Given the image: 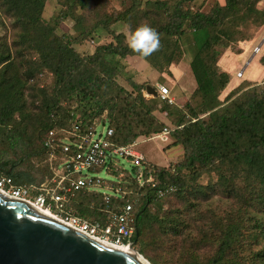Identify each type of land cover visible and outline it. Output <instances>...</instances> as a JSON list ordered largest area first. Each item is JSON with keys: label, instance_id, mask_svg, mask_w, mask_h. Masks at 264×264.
<instances>
[{"label": "trees", "instance_id": "trees-1", "mask_svg": "<svg viewBox=\"0 0 264 264\" xmlns=\"http://www.w3.org/2000/svg\"><path fill=\"white\" fill-rule=\"evenodd\" d=\"M45 1L0 0V22L2 14L10 18L14 31L12 44L0 38V146L4 152L24 151V146L31 143L25 140V134L32 122L37 124L38 145L35 152H24L19 162L40 155L46 168L51 151L57 157L56 162L64 156L62 147L46 144L49 131L59 141L68 136L64 130L73 129L74 125H79L80 132H84L99 123L112 129L110 140L130 144L139 137L146 139L167 128L166 147L181 145L183 155L167 167L146 158L142 161L144 176H150L154 185L147 182L139 186L132 171L112 161L106 162V169L102 163L91 168L97 173H112L119 178L118 185L125 187V182H129L126 186L135 216L131 237L134 243L143 233V224L148 218H154L158 227L171 235H179L183 227L190 225L191 219L174 214L157 217L149 210L151 204L164 210L163 202L170 196H181L186 188L191 194L200 192L199 186L195 188L187 183L189 173L216 172L214 186L222 188L226 198L237 196L245 206L255 205L264 213V81L251 84L243 79L220 100L219 94L231 78L217 64L225 49L249 38L241 27L264 23V9L256 7L260 0H223L222 3L214 0L207 10L184 6L193 0H171L170 4L167 0L153 2L156 9L165 13L164 23L150 24L159 33L161 47L142 58L157 71L166 69L171 73L169 65L182 56L178 37L190 31L195 46L189 61L195 88L183 105L166 106L169 124L155 114L166 102L159 97L143 96L149 83L127 76L125 80L131 89H126L117 81L123 73L121 58L138 55L123 43L124 34L111 30L110 41L97 43L92 52L80 51L76 42L81 40L67 30L60 32L58 23L69 18L73 21L71 28L79 32L78 36L83 34L86 20L90 18L85 12L88 1L60 0L64 10L54 23L43 19ZM138 4V0H132L123 12L102 18L97 16L98 10L88 9L95 16L91 31L101 23L102 27L113 22L132 24ZM236 52L241 53L242 49ZM259 61L264 65V52ZM2 157L0 175L10 177L15 186L41 182L29 170H14L18 162ZM238 180L245 182L243 190L237 185ZM107 184L105 180L103 186ZM78 196L81 201L70 206L75 215L88 219H102L103 210H119L123 202L116 196L105 203L103 194L97 190ZM215 222L220 229L217 235L201 236V241L216 245L214 256L206 264H264V243L250 251L245 247L248 235L239 232L235 223ZM254 227L263 230L253 233V239L260 232H263L260 239H264V223H254Z\"/></svg>", "mask_w": 264, "mask_h": 264}, {"label": "rangeland", "instance_id": "rangeland-1", "mask_svg": "<svg viewBox=\"0 0 264 264\" xmlns=\"http://www.w3.org/2000/svg\"><path fill=\"white\" fill-rule=\"evenodd\" d=\"M86 1H88L89 5L85 9V12H87L88 17L90 18L86 20L87 26L83 28L84 31L81 29L83 34L81 33L80 36H78L79 32H75L74 29L71 28L73 21L69 18H66L63 22L58 23L59 26L61 25V27H59L60 32L67 30L73 36L79 38V41L81 40L80 42H76V48L80 51L92 52L97 43L103 44L110 41L112 39V35L110 33L111 30H113L116 34H124L125 31L131 29L134 30L142 23H146L148 25H158L164 23L165 21V13H161L160 10L156 9L155 4L153 3L155 0H138L139 4L137 5V17L134 21H132V24L113 22L108 24L106 27H102L103 23H101L99 27L97 26L91 31V24L94 23L95 16L92 11H87L88 9L98 10L99 13L97 16L102 18L104 16H110L114 12H123L130 6L132 0ZM170 1L171 0H167L168 4H170ZM213 1L214 0H193L189 2V4L184 3V6H190V9L199 8L207 10ZM256 7L264 9V0L257 2ZM63 10L64 5L60 0H46L44 10L42 12L43 19L46 22L54 23V21L58 19L60 12ZM78 12L82 13V10H79ZM1 18L0 38L4 39L9 44H12L14 31L11 20L3 14ZM243 28L244 27H241V30L245 31L247 36H249L247 41H252L257 37V41L261 40L264 44V23L259 26L249 25L244 29ZM86 31L89 33L87 32L88 34H84ZM191 36L192 33L190 31H186L185 34L178 37L177 41L182 48V56L178 62L171 63L169 65V68L172 69L171 73H168L166 69L163 71H157L139 55H127L126 57L121 58V64H123L124 68L126 67L128 71L121 70L120 68L123 73L118 75L117 81L126 89H131L125 79L127 76H132L133 74V80L137 82L149 83V85L153 86L155 89L159 84L166 85L169 90L171 89V95L174 97L176 105H183L190 98L191 92L196 85L189 68V59H191V55L194 53L195 48L193 38ZM125 39L124 35L123 43L125 42ZM91 40L94 41L92 42ZM244 41L245 40H241L233 44L231 47H228L218 58L217 64L220 66L219 70L227 71L231 78L225 88L220 92V100L228 94L235 84L243 80V77L246 78L250 68L252 67L251 63L247 65L245 62L241 69V59H237L234 63V58H237L236 51L243 46ZM258 50L253 44H251L248 48L245 47L242 49V51L247 52L243 61L253 55V52L256 53ZM262 51H264L263 48L255 54V59H258V56ZM178 65L180 66V69L176 67ZM184 69L187 72L185 74ZM255 69L253 73L249 75L248 80L251 84H261L264 81V76H262L264 75V71L257 72V69ZM176 74L180 76L179 78L177 77V83H174L175 79L173 75ZM45 80H47V78ZM143 96L145 98L158 97L157 95L153 96L152 94L146 93L145 90L143 91ZM159 104L161 105V103ZM166 106L168 107L170 105L164 104L161 111L155 112V114L160 121L165 124H169V121L166 118ZM101 130L105 131V128L99 126L97 131L99 132ZM168 139L166 141H162L158 138L143 139L142 137H139L136 140L137 145L135 148L143 152L146 160L159 166L167 167L169 164H174L180 160L183 155L181 145L166 147ZM25 140L31 141V143L24 146V151L17 149V153L4 152L3 147L0 146V157L3 156L2 158H11L12 160L18 162L14 170H29L36 181H41L39 183H32L33 186L38 187L40 186V183L47 182V180L53 175V171H55L57 163L56 161L55 163L53 161L52 166L48 163V169L45 167L46 163L40 155L31 156L29 159L19 162V158L23 156L24 152H35L38 145L37 124L35 122H32L30 127H28L25 134ZM113 161H117L119 165L130 170L131 164L129 161L121 157L114 158ZM55 172H57V170ZM99 176L106 179L113 178V174H107L106 171L100 172ZM116 178L119 179L118 177ZM186 179L190 186L195 188H198L199 186L201 191H195V193L191 194L186 188V192L181 194V196L179 194L173 195L163 202L164 210H159L155 204H151L149 206V210L151 215L157 217L174 214L175 216H181L185 220L191 219L190 225L188 226V224H185L187 227H183V230L179 235H171L159 228L158 223L154 218H148L143 224V233L138 238L136 243L133 244V246L135 245L133 249L136 252L144 256L152 264H206L207 260L214 256L216 245L211 242L205 243L201 241V236L211 234L212 236L217 235L220 229L215 221H221L223 224L235 223L239 232L243 235H248L246 237L247 243L245 247L250 251L257 250L259 246L264 243V239H260L263 236V232H260V235L254 239L251 236L253 233L263 230L262 228H259L260 230L255 228L254 223H264V213L255 205L245 206L241 203V200L237 196L234 198H226L222 193V188L219 189L217 186H214L217 179L216 172L205 171L198 175H195L194 173L191 175V173H189ZM237 185L240 186V190H243L245 182L238 180ZM103 190L106 191L104 188ZM106 192L111 193V191ZM36 193V190L32 187L27 197L33 199ZM80 201L81 198L77 195L75 198L71 199L68 204L72 205L73 203H79ZM55 212L56 211L53 210V213ZM203 228L204 232L202 231ZM256 239H258V241H256Z\"/></svg>", "mask_w": 264, "mask_h": 264}, {"label": "built area", "instance_id": "built-area-1", "mask_svg": "<svg viewBox=\"0 0 264 264\" xmlns=\"http://www.w3.org/2000/svg\"><path fill=\"white\" fill-rule=\"evenodd\" d=\"M91 41L93 42V40ZM156 91L159 99L165 101L167 105L175 104V99L166 85L159 84ZM99 126L105 128V131L98 132ZM64 131L68 136L59 138V141L55 139V133L49 131L46 144L55 148L62 147L64 156L59 162H56L55 171L57 170V172L53 171V175L47 180L48 184L47 182L40 183L38 187L32 184L15 186L10 177L0 175V191L5 195L27 202L30 200L35 205L48 209L52 213L55 210L54 217L97 240L123 249L133 248L131 237L134 231L135 216L133 215L132 200L127 196L126 185L129 182H125V187L118 185L120 181L116 176L113 175V178L110 179L102 178L96 171H91V168L102 163L106 169L108 167L106 162L112 161L116 165L118 162H114L113 159L121 157L130 162L129 171L133 172L132 176L139 186L147 182L154 185L150 176H144L142 161L146 157L143 152L135 148L137 141L130 144H116L109 138L112 129L99 123H94L91 129L84 132H80L79 125H74L73 129ZM149 138L166 141L169 138V129L164 128L160 133L146 139ZM56 159L55 153L51 151L48 160L51 166ZM122 175L121 172L120 176ZM105 180H108L106 187L103 186ZM32 187L37 192L33 199L27 197ZM103 188L111 193L106 192ZM91 190L101 191L105 203H109L111 198L118 196L123 200L119 210L114 208L103 210L105 215L102 219H88L75 215L68 203L79 193Z\"/></svg>", "mask_w": 264, "mask_h": 264}, {"label": "water", "instance_id": "water-1", "mask_svg": "<svg viewBox=\"0 0 264 264\" xmlns=\"http://www.w3.org/2000/svg\"><path fill=\"white\" fill-rule=\"evenodd\" d=\"M126 251L0 191V264H141Z\"/></svg>", "mask_w": 264, "mask_h": 264}, {"label": "clouds", "instance_id": "clouds-1", "mask_svg": "<svg viewBox=\"0 0 264 264\" xmlns=\"http://www.w3.org/2000/svg\"><path fill=\"white\" fill-rule=\"evenodd\" d=\"M124 35L127 46L141 57L147 58L161 47L158 31L146 23L138 25L134 30L125 31Z\"/></svg>", "mask_w": 264, "mask_h": 264}, {"label": "crops", "instance_id": "crops-1", "mask_svg": "<svg viewBox=\"0 0 264 264\" xmlns=\"http://www.w3.org/2000/svg\"><path fill=\"white\" fill-rule=\"evenodd\" d=\"M219 2H223V0H218ZM192 37V36H191ZM193 38V37H192ZM257 38V37H256ZM254 39V40H252V41H244L243 43V46L241 47V49H244L245 47L246 48H248L251 44H253L254 46H256V47H259L258 49V51L257 52H259L262 48L264 49V44L262 43V41L260 40V41H257L258 40V38L257 39ZM248 46V47H247ZM246 51H247V49H246ZM256 52V53H257ZM264 51H262L261 52V54L263 53ZM246 53L247 52H245V51H242L241 53H237V55H236V57L237 58H234V63H235V61L237 60V59H241V62H242V65H240V68L242 69V66H243V64L246 62V64L247 65H249L250 63H251V68H250V70H249V73H248V75L246 76V78L245 77H243V79H248V77H249V75H251L252 73H253V71H254V69L258 72V71H264V65H262L261 63H260V61H259V57H260V55L258 56V59H255L256 58V53H254L253 52V55H251V56H249V58H247L245 61H243V59L246 57ZM189 61H190V59H189ZM240 62V61H239ZM232 65H233V63H232ZM174 67V66H173ZM172 67V68H173ZM176 67H180L179 65L178 66H176ZM175 67V68H176ZM190 68V67H189ZM239 68V69H240ZM122 69L123 70H127V68L125 67L124 68V66L122 67ZM180 69V68H179ZM176 70H177V68H176ZM175 70V71H176ZM128 71V70H127ZM170 71L172 72V69L170 68ZM191 71V70H190ZM183 72V71H182ZM185 73H187L186 71H185V69H184V74ZM132 76H133V74H132ZM179 76L180 75H173V77H174V79H175V81H174V83H177V77L179 78ZM262 76H264V75H262ZM181 77H182V75H181ZM262 78V77H261ZM171 80V79H170ZM234 80V79H233ZM232 80V81H233ZM236 80V79H235ZM170 93H171V89H170Z\"/></svg>", "mask_w": 264, "mask_h": 264}, {"label": "bare ground", "instance_id": "bare-ground-1", "mask_svg": "<svg viewBox=\"0 0 264 264\" xmlns=\"http://www.w3.org/2000/svg\"><path fill=\"white\" fill-rule=\"evenodd\" d=\"M28 203L30 205H32L33 207H35V208L37 207L36 209H38L39 211L45 213L46 215L51 216L52 218H56V217H54V215H53V213L51 211H48V209H45V208L40 207V206H37L34 203H32V201H30V200L28 201ZM126 250H127L126 252H128V254L130 256L134 257L141 264H152L144 256H142L141 254H138L133 248H129V249H126Z\"/></svg>", "mask_w": 264, "mask_h": 264}]
</instances>
